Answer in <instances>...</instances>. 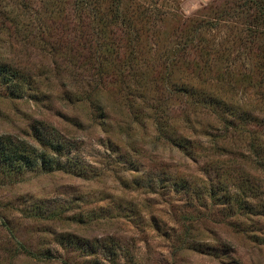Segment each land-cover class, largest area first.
<instances>
[{"label": "rangeland", "instance_id": "obj_1", "mask_svg": "<svg viewBox=\"0 0 264 264\" xmlns=\"http://www.w3.org/2000/svg\"><path fill=\"white\" fill-rule=\"evenodd\" d=\"M5 64L0 264H264V0H0Z\"/></svg>", "mask_w": 264, "mask_h": 264}, {"label": "trees", "instance_id": "obj_2", "mask_svg": "<svg viewBox=\"0 0 264 264\" xmlns=\"http://www.w3.org/2000/svg\"><path fill=\"white\" fill-rule=\"evenodd\" d=\"M92 4L93 3H91V7L88 6V3H87V5H85L84 2L81 3V4L79 3L78 5L76 4L77 9H78L77 12H79V11H80L79 13H83V12H86V11L89 12V10L92 8ZM92 10L95 11V9H92ZM80 25H81V19H78L77 20V26H80ZM77 30H80V29L77 28ZM254 35L257 36L256 34H254ZM257 37H254V40L258 39ZM67 69H69V68H67ZM0 71L3 74L1 78L5 81V83L7 82L6 84L11 85V84H13V82H15V83L19 82V84H20V83L24 82V80H25L22 68L18 67V68H15V69L12 70L9 67H7V65L5 64V66L4 65L2 66V69H0ZM8 72H10V73H8ZM180 88H182L183 91H188L191 94V92L189 91V88L186 87V83L185 82L181 83ZM190 90L193 92L194 91V86H191ZM228 106L223 105V106H221V108L223 110H226V109L238 110V108L235 109L234 105H232V104L228 105ZM226 128H228V127L226 126ZM231 129H232V126H231ZM20 158H23V157L20 156Z\"/></svg>", "mask_w": 264, "mask_h": 264}]
</instances>
